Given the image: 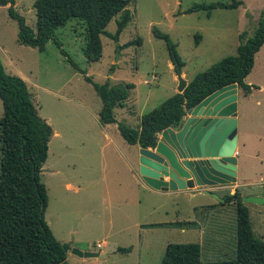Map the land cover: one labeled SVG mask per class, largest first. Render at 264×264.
<instances>
[{
  "label": "rangeland",
  "instance_id": "1",
  "mask_svg": "<svg viewBox=\"0 0 264 264\" xmlns=\"http://www.w3.org/2000/svg\"><path fill=\"white\" fill-rule=\"evenodd\" d=\"M12 1L13 10L34 31L33 0ZM235 1L241 5L235 9H214L207 16L204 11L183 12L194 4L230 0H131L124 8L130 18L117 39L99 37L101 56L95 62H87L83 56L86 34L81 22L71 20L54 31V40L60 46L49 40L39 52L17 44L16 22L7 16L6 6H0V62L4 72L25 83L37 116L51 130L46 159L39 173V183L46 193L44 222L60 246L66 244L81 252L106 255L102 259L70 255L67 264H158L167 244L187 243L198 244L203 262L234 259L235 215L231 206L221 215L212 212L204 215L191 210L186 200H177V208L173 206L175 203L166 202L165 218H159V212L143 214V192L138 189L134 199L129 168L121 159V154L126 158L134 156L135 148L127 146L114 130L112 137L119 153L111 152L107 146L100 156L97 145L103 138L96 116L101 103L84 77L96 84L107 80L110 85H134L125 107L137 116L146 114L172 96L177 86V82L176 85L172 82L175 72L167 68L165 44L153 37L151 28L166 34L175 44L183 62L181 72L189 81L220 59L234 56L240 33L244 32L248 38L252 36L264 11V0ZM120 16L118 13L108 22L104 28L106 34L115 33ZM253 59H264V45ZM152 76L156 77L155 81ZM121 116L115 108L116 123L136 128L134 118ZM258 154L264 159L263 150ZM89 171L93 178L84 184V190H66L64 184L68 181L73 187L81 188L82 184L74 180ZM244 205L253 236L264 243V209L251 203ZM174 215L179 221L198 223L199 228H204L203 234L184 224L137 232L140 224L171 222ZM103 242L106 246L99 248ZM116 248H130V251L120 254L115 252Z\"/></svg>",
  "mask_w": 264,
  "mask_h": 264
},
{
  "label": "trees",
  "instance_id": "2",
  "mask_svg": "<svg viewBox=\"0 0 264 264\" xmlns=\"http://www.w3.org/2000/svg\"><path fill=\"white\" fill-rule=\"evenodd\" d=\"M130 1L33 0L34 31L13 10L12 0H0V6H6L7 16L16 22L17 44L35 48L39 52L43 51L49 40L60 46L54 40V31L71 20L81 22L86 34L83 56L87 62H95L101 56L99 37L104 35L112 40L117 39L130 18L124 9ZM240 5L235 0L229 3L194 4L183 13L204 11L208 16L214 9H235ZM118 13L121 16L116 22L115 33L106 34L104 28ZM151 34L164 42L173 71L175 66L182 68L183 62L168 36L155 28H151ZM263 44L264 11L251 37H246L244 32L238 35L234 56L224 57L212 64L189 80L181 93L173 94L141 115L137 129L116 123L112 114L114 108L122 107L133 88L131 84L110 85L107 80L96 84L84 77L101 103L97 122L100 126L115 124L118 135L129 146L152 148L158 133L175 126L187 109L193 108L217 89L235 84L243 95H247L252 87L246 85L243 79L252 68L254 54ZM70 64L78 70L73 63ZM0 104V264H67L65 253L43 219L46 193L39 183V173L46 159L51 130L37 116L25 83L17 76L6 74L1 62ZM222 200L223 204L233 203L234 206V259L203 262L198 244H167L158 264H264V243L253 236L248 211L240 195L235 191L232 195L223 196ZM115 252L125 254L129 248H117Z\"/></svg>",
  "mask_w": 264,
  "mask_h": 264
},
{
  "label": "water",
  "instance_id": "3",
  "mask_svg": "<svg viewBox=\"0 0 264 264\" xmlns=\"http://www.w3.org/2000/svg\"><path fill=\"white\" fill-rule=\"evenodd\" d=\"M118 49V48H117ZM176 93L186 83L175 66ZM236 85L217 89L191 109H187L175 126L157 134L152 148H139L137 174L151 190L180 192L182 195H206L222 200L214 193L235 181ZM264 209L261 197H241ZM64 253L78 258L102 259L106 255L81 252L61 245Z\"/></svg>",
  "mask_w": 264,
  "mask_h": 264
},
{
  "label": "crops",
  "instance_id": "4",
  "mask_svg": "<svg viewBox=\"0 0 264 264\" xmlns=\"http://www.w3.org/2000/svg\"><path fill=\"white\" fill-rule=\"evenodd\" d=\"M167 68L173 70V67L169 62H167ZM182 68H180V75L181 78L187 84L188 80L185 79V74L181 72ZM151 79L155 81L156 77L152 76ZM172 80H173L172 82H174L176 85L175 76H172ZM243 82L246 85L251 86L252 88L247 95H243L241 90L238 87H236V111H235L236 148L234 153V157L236 159L235 181L234 183L226 186L223 190L214 192L221 200L223 196L232 195L235 191H237L240 197L250 196V197H261L264 199V191H261L262 189L264 190V159L261 158L262 156L260 157V155L258 154L260 153L261 150L264 151V59H253L252 68L248 73V75H246V77L243 79ZM143 84H145V81H143ZM133 89L130 91L132 92ZM173 93L174 94L176 93L175 89H173ZM129 96L130 94L128 93L127 98L124 100L122 107L118 108V111L122 114L121 117H123L124 119L125 118L128 119L130 117L134 118L136 123L135 129H137L139 125V118L143 114H139L137 116L135 113L128 111L125 105L126 102L129 100ZM115 121L117 122L116 119ZM99 127L101 130L100 133H102L101 136L103 138L102 140L103 142H100V144L97 145L99 148L100 156L101 153L103 152L102 150L105 149V147L107 146L111 148L110 149L111 152L114 151L115 153H119L117 146L114 144V140L112 137L115 134L114 130H116V125L115 124H109L104 126L99 125ZM80 145H82V143H80ZM129 147L135 148L134 156L130 155L128 156V158H126L121 154V159L122 162L129 168L128 172L132 180L131 188H133L134 189L133 192H135L134 199H137L136 193L138 192V189H140L141 192H143L142 194L145 199V210L143 211V214L147 213V215H149L159 212L158 217L165 218L168 215V210L166 209V205H165L166 202L170 201L171 203H175L177 200H186V202L190 204L189 208L191 210L193 211L198 210V212L204 215L209 214V212H212V214L221 215L222 213H224L223 212L224 209L230 206L233 207L234 210L233 203L223 204L222 202L223 200L221 202H218L213 198L202 194L182 195L180 192H158L149 189L140 180L137 174V156H138L137 152L139 147L136 145ZM98 164L99 167H101L100 169H102L101 162ZM92 178L93 175L89 171V174L86 173L81 178L74 180V181H79L80 184H82L81 188L79 186L73 187L72 182L69 181L66 182V184H64V187L66 188V190H72L73 192H77L78 190H84V188H86L84 184L90 181ZM257 189H259V191ZM173 206L174 208H177L178 205L177 203H175V205ZM173 210H174L173 212H177L176 209ZM176 217L177 216L174 215L175 220L171 222H166L165 220H161L159 222H153V223L150 222L144 224L148 226H141L142 224H140L137 227L138 228L137 232L144 233L147 230H152L153 227L156 228V230L161 228L164 229L165 227L177 228V227H181L184 224L188 226L187 228H195L198 231L200 230V232L203 234L204 228L201 227L199 228L198 223L194 221H179ZM107 222L110 223V220H108ZM180 231L182 232V228H180ZM105 246L106 245L103 242L99 246V248L100 247L104 248ZM70 255L72 254H70L69 252L65 253L66 262L68 261L67 256Z\"/></svg>",
  "mask_w": 264,
  "mask_h": 264
},
{
  "label": "built area",
  "instance_id": "5",
  "mask_svg": "<svg viewBox=\"0 0 264 264\" xmlns=\"http://www.w3.org/2000/svg\"><path fill=\"white\" fill-rule=\"evenodd\" d=\"M97 247H98V245H97Z\"/></svg>",
  "mask_w": 264,
  "mask_h": 264
}]
</instances>
